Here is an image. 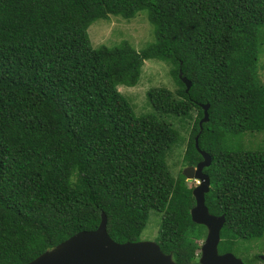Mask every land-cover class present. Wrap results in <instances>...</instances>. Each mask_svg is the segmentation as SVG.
<instances>
[{
    "label": "trees",
    "instance_id": "trees-1",
    "mask_svg": "<svg viewBox=\"0 0 264 264\" xmlns=\"http://www.w3.org/2000/svg\"><path fill=\"white\" fill-rule=\"evenodd\" d=\"M141 10L155 39L140 51L91 45L94 20ZM263 43L264 0H0V264H26L97 228L102 212L113 240L138 241L151 211L161 250L201 264L207 229L191 218L182 169L202 159L195 136L207 103L198 146L212 158L205 204L225 215L218 249L260 240L264 148L226 138L264 130ZM148 59L165 62L177 88H149L153 112L136 114L118 86H135ZM193 112L187 138L161 118ZM183 143L174 175L167 158ZM248 254L244 264H256Z\"/></svg>",
    "mask_w": 264,
    "mask_h": 264
},
{
    "label": "water",
    "instance_id": "water-1",
    "mask_svg": "<svg viewBox=\"0 0 264 264\" xmlns=\"http://www.w3.org/2000/svg\"><path fill=\"white\" fill-rule=\"evenodd\" d=\"M181 80L186 85V91L191 81L179 72ZM208 106L203 104V117L199 120L200 131L195 136V146L202 155L196 165H188L182 169L186 180L196 181L192 188L195 199L190 209L191 218L195 223L206 227V236L200 247L199 262L201 264H243L241 258L231 252L219 253L220 230L225 222V215H214L205 204V194L210 188V177L204 172V167L211 164V155L198 146V137L202 125L208 120ZM107 218L101 213L97 228L81 230L71 235L53 248L44 251L26 264H178L171 253H164L156 241L138 240L117 242L107 232ZM264 264V263H263Z\"/></svg>",
    "mask_w": 264,
    "mask_h": 264
},
{
    "label": "rangeland",
    "instance_id": "rangeland-1",
    "mask_svg": "<svg viewBox=\"0 0 264 264\" xmlns=\"http://www.w3.org/2000/svg\"><path fill=\"white\" fill-rule=\"evenodd\" d=\"M87 31L90 43L93 47L101 45L114 46L120 44L122 41H127L136 50L140 51L155 39L154 26L148 20L146 10L139 11L134 17L129 19L113 15L109 19H96L89 25ZM258 63L260 65L259 75L264 82V43L261 46ZM169 70V66L161 60H144L139 82L135 86H118L119 91L131 100L136 114L153 112V108L146 96V92L149 88L153 86H166L171 90L177 88ZM161 118L177 128L184 137L187 138L196 118V112H193L192 117L187 120L173 114H166ZM226 139L231 147L240 144L246 149L264 148V130L259 132H247L239 135L229 133ZM183 152L184 143L182 146L173 149L167 158V162L174 175H176L181 168ZM188 183L192 187L196 185V181H189ZM160 220L161 216L159 213L151 211L148 222L140 235V240L156 241ZM202 241L203 240H201L200 243H202ZM254 242H256V244L252 242L253 244L251 243L249 249L247 243L240 242L239 245L235 247V254L240 258H244L248 253L253 252L251 248L264 254V234L260 240ZM248 256L251 257L249 254Z\"/></svg>",
    "mask_w": 264,
    "mask_h": 264
},
{
    "label": "flooded vegetation",
    "instance_id": "flooded-vegetation-1",
    "mask_svg": "<svg viewBox=\"0 0 264 264\" xmlns=\"http://www.w3.org/2000/svg\"><path fill=\"white\" fill-rule=\"evenodd\" d=\"M254 244H256V242L254 243ZM255 246V245H254ZM257 246V245H256ZM258 247V246H257ZM252 250H253V252L252 253H250L251 255H255V254H257L258 256H259V260L257 261V263L256 264H263L264 263V254L263 253H261V252H259V251H257V250H254L253 248H251ZM218 252L219 253H225V252H231V253H233L236 257H238L236 254H235V252H233V251H219V249H218ZM238 258H240V257H238ZM242 259V261H243V264H244V260H243V258H241Z\"/></svg>",
    "mask_w": 264,
    "mask_h": 264
}]
</instances>
